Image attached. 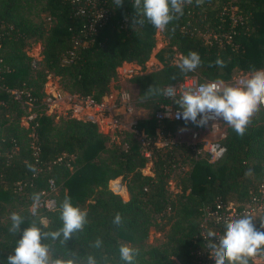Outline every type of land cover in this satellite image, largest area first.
<instances>
[{
  "label": "trees",
  "instance_id": "16d2710c",
  "mask_svg": "<svg viewBox=\"0 0 264 264\" xmlns=\"http://www.w3.org/2000/svg\"><path fill=\"white\" fill-rule=\"evenodd\" d=\"M132 3L123 0L122 6L115 7L109 0L106 20L85 32L81 30L84 18L75 12L72 0H0V217L16 212L24 218L22 229L36 223L42 231H55L62 227L59 207L67 195L74 206L87 210V223L66 244L59 239L42 240L53 258L83 260L91 254L99 264L104 258L109 264H124L118 251L124 244L137 250L135 264H171L172 256L180 264H197L194 251L202 243L203 206L216 201L243 206L264 181V106L251 117L243 135L226 123L221 140L225 150L217 161L210 163L198 157L191 144L176 141L154 146L153 175H145L140 169L148 157L137 132L149 141L159 137L157 129L161 137H175L176 126L192 122L158 121L153 113L135 121L134 130L118 128L110 134L100 131L95 121L71 114L53 121L46 113L43 86L49 75L57 76L60 90L102 102L118 66L133 62L141 71L130 76L137 83L138 97L154 99L156 110L166 101L164 87L187 76L173 62L174 53L200 55L202 63L192 71L200 82L228 81L264 66V0L185 4L183 15L162 32L166 44L156 53L162 67L144 72L141 67L155 45L156 29ZM230 6L235 9L231 11ZM40 12L43 17L36 21L32 14ZM34 41H40L42 57L33 61L25 46ZM70 50L73 55L63 60ZM217 58L223 60V67L214 65ZM210 63L214 66L209 67ZM150 86L154 93H146ZM7 88L24 90L34 99L36 117L28 126L20 123L27 105ZM132 98L135 110L137 100ZM185 162L190 163L188 169L174 171ZM171 173L179 183L174 193L169 190ZM118 176L128 177L126 200L108 186ZM50 178L56 184L55 207L39 206L37 216H32L31 197L41 195ZM117 212L123 218L120 227L112 222ZM166 224V239L145 245L149 230ZM10 225L9 218L0 221V264H7L19 239L18 233L9 231ZM98 238L103 243L97 249L92 245Z\"/></svg>",
  "mask_w": 264,
  "mask_h": 264
},
{
  "label": "clouds",
  "instance_id": "9594fccd",
  "mask_svg": "<svg viewBox=\"0 0 264 264\" xmlns=\"http://www.w3.org/2000/svg\"><path fill=\"white\" fill-rule=\"evenodd\" d=\"M192 2L193 0H133L132 6L140 9L147 21L163 32L173 19L183 15L184 5ZM113 3L115 7H119L122 6L123 0H113ZM202 3L203 0H196L197 6ZM201 63V57L195 51L179 55L176 61L177 66L185 73L195 71ZM214 65L223 67L224 62L217 58ZM214 65L210 63L209 67ZM146 93H154L153 86H150ZM167 94L178 106L177 119L191 121L197 126H206L210 120H223L238 135H243L251 117L264 105V69H253L235 84L212 80L183 91L179 98H176L174 93ZM27 167L33 172L36 171L31 164ZM31 199V215L37 216L41 195L33 193ZM59 211L62 227L55 231H42L36 223L22 229L24 218L16 212L10 213L9 231L14 235L18 233L19 239L16 241L14 254L7 257V264H99L91 254L83 260L53 258L50 255L49 246L42 243V240L59 239L61 244H66L73 234L82 231L87 223V210L74 206L67 195L60 203ZM253 220L251 215L244 214L239 218L225 220L224 232L221 235L212 230L207 232V247L214 264H249L251 258L264 256V231L260 230L264 229V220H260V229L256 228ZM112 222L117 227L122 225L123 218L119 212L115 214ZM102 243L98 238L92 246L98 249ZM118 251L124 264H135L137 250L122 244ZM103 264H109V260L104 258Z\"/></svg>",
  "mask_w": 264,
  "mask_h": 264
},
{
  "label": "built area",
  "instance_id": "2783aa9c",
  "mask_svg": "<svg viewBox=\"0 0 264 264\" xmlns=\"http://www.w3.org/2000/svg\"><path fill=\"white\" fill-rule=\"evenodd\" d=\"M108 1L109 0H72V2L76 3V13L83 16L84 23L82 24V29L85 32H92L96 29L97 26H100L108 17L109 9H108ZM230 10H233V6H230ZM233 23H235V19H233ZM79 39L74 41V46H78ZM41 51V49H40ZM73 50L68 51V53L64 56L63 60H66L68 56L73 55ZM41 54V53H40ZM29 55V53H28ZM31 57L33 55H30ZM33 61L38 60L35 57H32ZM69 59V58H68ZM1 61V59H0ZM2 67H0L1 69ZM264 69V66L259 68ZM130 72L128 69L124 70L123 73ZM132 73V72H131ZM130 73V74H131ZM250 72H241L235 75L232 79L228 81H224L227 84H235L238 80L249 74ZM132 75V74H131ZM212 81V80H209ZM205 81V82H209ZM205 82H200L194 76H185L181 81L176 83L168 84L164 87L163 97L166 99L165 102L159 104L158 109L154 112V117L160 120H173L177 122H184V120L177 119L176 114L178 111V106L173 103V99L167 93H174L176 98H179L180 93L183 91L194 89L197 85ZM7 92L11 93L14 98L22 103L27 105V112L23 114L20 118V122L23 125L22 121L29 123L34 120L36 117V111L34 110V99L29 95L28 92L21 89H6ZM49 96L44 98V103L46 106V110L53 106L55 102L61 101L62 96L59 93H48ZM110 94V93H109ZM74 97L76 100L74 101L73 110L76 115L81 114L82 107L88 106L94 112H103L109 111L111 114V119L108 121L110 127L106 130H115L117 128L118 119L116 118L117 114L123 113H131L134 107V101L130 93L124 89L118 91L117 95L112 98V104L102 102H96L90 96L86 97H78L76 94L68 95V98ZM65 98V97H64ZM264 106V105H262ZM121 111H118V110ZM90 119L92 121H96L93 117H81ZM199 119V117H198ZM108 122L106 124H108ZM191 122V121H189ZM133 124L128 127H132ZM115 128V129H114ZM123 128V127H122ZM125 128V127H124ZM118 129V128H117ZM131 130H134L131 128ZM203 131H210L213 134V137L205 138L202 137ZM107 132V131H106ZM159 137H161L160 130H157ZM138 138L140 139L142 144L150 143L155 146H162L170 143H175L177 140L175 137H159L153 141H149L145 134L142 132H137ZM225 135V130H219V120L209 121L204 129L198 128L197 130H193L191 133V141L188 144L193 146V150L196 153L200 151H204L206 154V159L208 162L213 163L217 161L224 153L225 147L222 144L221 140ZM163 140V141H162ZM163 144H162V142ZM223 149L221 152L220 150ZM219 153V155L217 154ZM144 155H148L147 151L144 150ZM120 186L118 187V189ZM117 189V190H118ZM113 190V189H112ZM56 191V184L52 178L48 179V186L45 190L41 192V202L40 207L44 209L50 210L55 207V198L53 197V193ZM118 193V192H116ZM248 214L253 217V223L257 229H260V220H264V181L258 184L257 191L252 192L249 197V201L247 204L243 206H234L231 203H223L221 201H216L211 206H203L202 208V218L200 222L199 236L202 240V243L198 245L194 251L197 264H214V261L210 258L209 252L210 249L207 247V242L209 237L207 236V232L209 230L215 231L218 235L223 234L224 232V222L229 218H239L241 215ZM264 231V229H260ZM215 238H213L214 240ZM251 262L255 264H264V256H257L250 259ZM171 264H180V261L172 256Z\"/></svg>",
  "mask_w": 264,
  "mask_h": 264
},
{
  "label": "rangeland",
  "instance_id": "374dc122",
  "mask_svg": "<svg viewBox=\"0 0 264 264\" xmlns=\"http://www.w3.org/2000/svg\"><path fill=\"white\" fill-rule=\"evenodd\" d=\"M233 9H235L234 6H233ZM41 13L42 12H40L38 15L32 14V17L36 21H38L39 19H41L43 17V14H41ZM165 44H166V41L164 39L163 33L156 29L155 45L152 48L149 57L145 60L143 66L141 65L142 66L141 67L142 72L157 70V69L162 67V63L156 57V53L161 48H163L165 46ZM25 49H27V53H29V55H33L32 57H35V59H38V60L41 59L42 56L40 54L41 53L40 52V49H41L40 41L30 42L29 45L25 46ZM178 57H179L178 53L173 54L172 60L175 64H176ZM140 72L141 71L139 69V70H136L134 73H140ZM186 75L187 76L188 75L194 76L198 80H200V78L192 72H187ZM116 78H118V77L116 76L113 80L110 81V84H109L110 88H112V87L116 88V89L122 88V89L128 91L130 93V95L132 97L134 96L137 100L135 110H133V112L130 115L127 114L126 116H122L121 120H119L117 123V128H122V127L124 128L123 124L130 126L131 124H134L135 121H140L142 119H148L150 117H153V113H154V110L156 107V101L154 99H146V100L140 99L138 97L137 83L135 81H133L132 79H130V77L122 76L121 78H124L122 80V83H116V81H115ZM59 87L60 88L62 87L61 83L59 81V78L57 76L49 75L47 77L46 82L44 83V86H43L44 91L46 92V95L44 98L49 96L48 93H59L62 96V100L55 102V104L53 106H51L50 108H48L46 110V113H49L53 117L52 118L53 121H58V119L60 117H64L67 114H71L74 117L81 118V115H79V113H78V115H76L74 110H73L74 100L72 98H68V95H74V94L68 93L65 90H60ZM105 98H104V100H105ZM22 123L24 126H27V123L25 121H22ZM108 125H109V122H108V124L104 125L106 127H104V129H102V130L110 128V127L107 128ZM225 127H226V122H224L223 120H219V130H221V131L225 130ZM125 128L131 129L128 126ZM198 128H201V130H203L204 126H197L196 124H188V123L185 125L176 126L175 127V138L177 141H180L184 144L188 143L189 141H191L192 131L197 130ZM111 129H109V130H111ZM106 131H108V130H106ZM112 131H114V130H112ZM202 137L211 139L213 137V134L210 133V131H203ZM159 139H161V137H159ZM117 140H118V138L116 139V141ZM162 144H163V142H162ZM141 146H142V151L144 152V150H145L148 153V155H147L148 161L144 165V167H142L140 170H141L142 174L153 175V172H152L153 163L150 160V155L154 151L155 145L150 144V143H146V144H142ZM197 156L198 157H206V154L204 151H200L199 153H197ZM182 167L183 168L176 167V169H174V171L181 170V172H182V171H184L190 167V163L185 162L184 164H182ZM127 179H128V177L122 178L121 176H118V177H115L114 179L108 181V186L111 189H113L115 183H119L120 188L117 190V192L124 200H126L129 197V194H128V191L126 188L127 187ZM177 179H178V177L176 175H174L173 173H171V177H170L168 183H169V190L172 193H174L178 190V187H179L178 184L179 183H177ZM121 188H123V189L120 192ZM31 205L28 206V208L30 210H31ZM6 208H8V207H6ZM9 215H10V213H5V214L1 215L0 221H5V219L9 218ZM42 221L45 223L44 218H42ZM167 230H168V224L164 225L163 228L150 229L148 232V236L145 240V245H158L161 242H163L166 239Z\"/></svg>",
  "mask_w": 264,
  "mask_h": 264
},
{
  "label": "crops",
  "instance_id": "0c3cea01",
  "mask_svg": "<svg viewBox=\"0 0 264 264\" xmlns=\"http://www.w3.org/2000/svg\"><path fill=\"white\" fill-rule=\"evenodd\" d=\"M129 70L130 72L128 73H123L124 70ZM140 69V65L136 64V63H133V62H126V61H123L119 66H118V69H117V77L116 78V83H122V80L124 78H121L122 76H126V77H130L131 74H133L136 70H139ZM132 72V73H131ZM131 73V74H130ZM120 80V81H119ZM114 82V81H113ZM122 88H111V91H110V94L105 98L104 102L105 103H108V104H112V98H114L117 93H118V90H120ZM72 99L74 101H77L79 100L77 98V100L72 97ZM124 115L123 116H126L127 113H123ZM49 116H51L49 113H48ZM81 117H93L96 119L97 122V125H98V129L100 131H104L106 132V129L105 130H102L104 129V126L111 118V114L109 111H103V112H94L90 107L88 106H84L82 107V111H81ZM52 117V116H51ZM53 118V117H52ZM124 127H127L128 125L126 124H123ZM158 130V129H157ZM108 133L112 134L113 131L112 130H108L107 131Z\"/></svg>",
  "mask_w": 264,
  "mask_h": 264
},
{
  "label": "water",
  "instance_id": "95a60500",
  "mask_svg": "<svg viewBox=\"0 0 264 264\" xmlns=\"http://www.w3.org/2000/svg\"><path fill=\"white\" fill-rule=\"evenodd\" d=\"M118 111H121V110L119 109ZM118 187H119V183H115L113 187V191L117 192Z\"/></svg>",
  "mask_w": 264,
  "mask_h": 264
}]
</instances>
